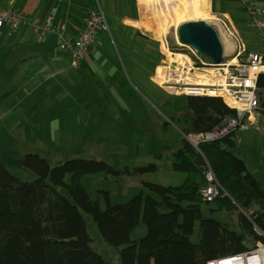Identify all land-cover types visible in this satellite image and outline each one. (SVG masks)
<instances>
[{"label":"trees","instance_id":"trees-1","mask_svg":"<svg viewBox=\"0 0 264 264\" xmlns=\"http://www.w3.org/2000/svg\"><path fill=\"white\" fill-rule=\"evenodd\" d=\"M257 85L264 90V74ZM186 103L197 120L212 121L204 130L225 118H237V110L219 96L187 95ZM238 133L235 129L203 143L200 152L183 139L172 155L173 169L185 173L181 184L145 181L142 191L125 203L112 204L107 197L105 209L91 199L82 184L85 176L100 172L136 176L154 172L156 166L118 170L105 161L85 158L52 166L35 153L9 157L10 166L35 175L32 181H23L0 161V264H110L92 247L83 212L93 216L107 243L121 248L122 264H207L251 249L248 239L255 247L264 241L256 232V228L264 232L263 210L250 217L241 213L237 230L202 211L204 203H215L213 211L226 213L256 205L264 209V181L250 171ZM208 166L224 189L213 202H206L200 192L207 184ZM197 222L201 237L194 243L191 236ZM141 224L147 233L132 239V231Z\"/></svg>","mask_w":264,"mask_h":264},{"label":"rangeland","instance_id":"rangeland-1","mask_svg":"<svg viewBox=\"0 0 264 264\" xmlns=\"http://www.w3.org/2000/svg\"><path fill=\"white\" fill-rule=\"evenodd\" d=\"M170 1L177 3L179 0ZM173 2L172 4L166 2L165 6L163 4L159 8L169 13L164 43L158 41L159 38L148 37L144 33L143 35L148 39L139 36L131 42L130 35L127 49H121L116 45L113 50L114 55L118 57L128 56L130 62L126 59L124 64L120 60L114 61V68L117 71H112L113 74H106V71L105 75L88 73L83 79L88 88L79 89L77 93L70 88L69 94L62 95L60 90H44L42 87L29 96L26 95L27 91L24 87L17 86L19 98L14 96L6 98L5 105L15 104L13 108L16 110L19 108L25 110L33 105L39 111L33 112V116L28 117V120L22 119L20 124L14 125L10 118L0 117V161L11 174L23 181L35 179L32 172L10 166L8 162L11 156L22 158L29 153L39 154L52 166L73 158L105 161L118 170L126 167L133 170L136 167L156 166V171H146L136 176L128 174L114 176L105 172L85 176L82 184L91 199L98 201L102 209L106 207L107 197L112 204L129 201L142 191L145 181L158 182L166 186H175L183 182L185 173L174 170L172 161L173 153L182 146L184 139L182 133L204 131V128L212 125V121L207 118L197 120L191 114L187 108V95L182 93L183 82L182 86L177 85L178 87L174 89L177 81L175 77L167 81L164 80L166 77L157 78V75L160 76L159 67H161L160 73L163 74L164 67L168 71L171 68L175 70L174 65H178L169 59L166 49L173 54H186L190 58L191 62L183 65V68L189 70L192 67L196 68L195 58L191 56V47L178 41L177 30L181 21H177L178 16ZM196 20H203L215 28L213 19L209 17ZM111 33L115 35L113 29ZM218 34L227 56L224 64H229L231 58L237 59L235 64L242 62L252 52L246 46L239 55L238 42L234 36L222 31ZM156 52L161 56L160 61L156 64H147L149 58L146 56L151 53L154 55ZM202 59L209 61L205 57ZM8 74L11 76V71ZM81 80L82 77L78 81ZM48 85L53 86V81ZM258 92L260 103L264 102V90ZM4 108L5 106H1L0 112ZM258 112L264 114L261 109L246 113L241 120L242 128L232 129L239 131L238 137L245 147L248 165L252 162L257 163L263 152L264 134L259 124L255 122L257 120L255 116L260 115ZM250 116H252L251 120ZM238 118L237 114L235 119ZM225 119L230 121L229 119L232 118ZM247 144L250 145V150L246 148ZM66 180L69 182L71 176L68 175ZM107 193L109 196H106ZM147 193L153 195L149 191ZM215 207V203H204L202 211L205 216L216 217L234 230L238 229V217L241 213L250 217L255 212L262 210L264 212V209L258 205L250 210L239 208L233 213L213 211L212 208ZM83 216L93 240L92 247L110 264H122L121 248L103 239L91 214L83 212ZM257 230L256 232L259 233ZM146 233V225L141 224L132 231L131 236L132 239L138 240ZM200 237V225L197 222L191 240L197 243ZM254 245L253 239L247 240L248 247L252 248Z\"/></svg>","mask_w":264,"mask_h":264},{"label":"crops","instance_id":"crops-1","mask_svg":"<svg viewBox=\"0 0 264 264\" xmlns=\"http://www.w3.org/2000/svg\"><path fill=\"white\" fill-rule=\"evenodd\" d=\"M252 1L262 6L264 18V0ZM166 2L172 4L173 1L159 0L143 6L140 0H0V7H9L21 13L25 19L14 30L6 25L0 28V107L5 106L0 112V117L10 118L14 125L20 124L22 119L28 120V117L33 116V112L38 113L39 109L33 105L25 110H16L13 108L15 104L5 105L6 98H19L17 86L24 87L26 95L29 96L42 87L44 90H60L64 95L69 94L70 88H73L75 93L79 89H85L87 85L83 79L88 73L105 75L106 71V74H113L112 71H117L114 61L120 60L123 63L126 59L130 62L128 56L114 55V47L119 45V48L127 49L130 35L131 42L139 36L144 39L152 37L154 32L146 33L140 23L146 22L154 31L162 27L158 12L161 11L160 5L165 6ZM178 3L179 1L173 2V6ZM202 4L208 9L209 18L213 19L218 32H235L238 35L235 40L239 46L245 49L247 46L252 52L263 50L261 36L249 26V15L241 0H203ZM96 5L104 9L109 31L100 34L89 48L86 57L74 64L70 54L58 47L60 35L69 39L76 38L86 25L89 9ZM47 23L50 25L49 31L42 35L43 28L39 27ZM112 29L115 35H112ZM165 36L166 34L158 41L164 43ZM123 52L126 54V51ZM152 53L146 56L149 58V61L145 60L148 61L147 64H156L161 59L158 52L154 55ZM10 71L11 76L8 74ZM50 81H53V86L48 85ZM258 113L260 115L255 116V122L264 134V114ZM251 118L252 116L249 119ZM246 148L250 150V145L247 144ZM262 151L258 162L251 163L254 168L249 164V169L258 179L264 181V146Z\"/></svg>","mask_w":264,"mask_h":264},{"label":"built area","instance_id":"built-area-1","mask_svg":"<svg viewBox=\"0 0 264 264\" xmlns=\"http://www.w3.org/2000/svg\"><path fill=\"white\" fill-rule=\"evenodd\" d=\"M241 1L249 15V26L260 34L264 43L262 6L252 0ZM24 20L21 13L9 7H0V28L6 25L11 30H14ZM49 26V23H47L39 27L43 28L42 35L49 31ZM108 31L109 24L106 13L100 5H96L89 9L86 25L81 33L74 39L60 35L58 47L63 52L70 54L73 63L77 64L86 57L89 48L95 43L99 35ZM231 34H233L235 39L236 36L238 37L235 32ZM238 47L240 55L245 49L241 45H238ZM191 52V56L195 58L196 68L192 67L190 70L183 67L178 70L171 68L168 71L166 69V79L164 80H171L175 77L177 81H175L174 89L183 82L182 93L188 96H220L230 108L237 110L239 116L238 119H229L230 121L224 119L208 130L193 133L181 132L183 138L200 152L201 144L222 138L232 131L234 127L242 128L241 120L246 113L259 109L264 111L260 103L257 85L259 76L264 74V48L262 51L250 52L245 60L234 65L224 64V62L214 65L210 61H204L192 48ZM199 74L206 75L205 79L208 81L202 82ZM186 75L191 81L185 80ZM205 178L207 184L201 188L200 192L206 202H213L224 189L210 166L205 170ZM225 194L228 195L227 193ZM257 231L264 236L262 230ZM207 264H264V241L257 243L255 247L247 251L212 260Z\"/></svg>","mask_w":264,"mask_h":264},{"label":"bare ground","instance_id":"bare-ground-1","mask_svg":"<svg viewBox=\"0 0 264 264\" xmlns=\"http://www.w3.org/2000/svg\"><path fill=\"white\" fill-rule=\"evenodd\" d=\"M158 1L159 0H140V3L141 5L144 6V5H149V3L152 4ZM202 3H203V0H193V1L179 0V3L174 6L176 14L178 16L177 21L184 22L187 19L196 20V19L208 18L209 17L208 9ZM158 16L161 19L160 25H162V27H159L157 30L154 31L153 28L150 25H148L146 22L145 23L141 22L140 25L146 33L154 32L153 34L154 37L163 39V35L166 33V28H167L166 23H168L169 21V13L168 11L161 10L158 12ZM166 52L169 56V59L178 64L177 66H174L175 70L181 69L183 65H187L188 63L191 62L190 58L186 54L185 55L184 54H173L168 49H166ZM236 62H237L236 58L234 59L231 58L229 61V64L233 65ZM164 69L165 71L163 72V74H161L160 73L161 67L158 68V74H160V76L157 75V78L164 79L166 75V67H164ZM205 76L206 75L204 74H199V77H201L202 82L208 81L205 79ZM185 80L191 81L189 80L188 75H186Z\"/></svg>","mask_w":264,"mask_h":264},{"label":"water","instance_id":"water-1","mask_svg":"<svg viewBox=\"0 0 264 264\" xmlns=\"http://www.w3.org/2000/svg\"><path fill=\"white\" fill-rule=\"evenodd\" d=\"M177 37L180 43L190 46L214 65L223 63L227 58L218 31L203 20L182 23L178 27Z\"/></svg>","mask_w":264,"mask_h":264}]
</instances>
